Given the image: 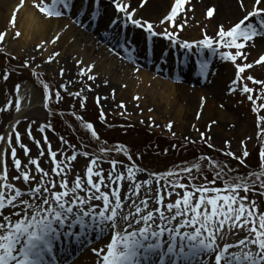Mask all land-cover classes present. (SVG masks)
I'll list each match as a JSON object with an SVG mask.
<instances>
[{"label":"snow or ice","instance_id":"1","mask_svg":"<svg viewBox=\"0 0 264 264\" xmlns=\"http://www.w3.org/2000/svg\"><path fill=\"white\" fill-rule=\"evenodd\" d=\"M22 3L23 0L21 6ZM113 3L117 12L123 15L114 17L105 28L106 32H110L112 26L124 28L130 23L144 29L148 37L164 35L172 45H178L189 53L195 46V52L203 56L206 49L222 60L235 63V79L231 81L233 86H238V82L244 79L242 74L245 69L253 67L252 63H236L238 57L247 59L243 53L246 43L255 44L254 38H259L260 43L264 44V7H261L264 0H254L253 9L245 10L243 18L233 26L226 29L221 24L216 37L203 33L202 38L191 41L181 38L175 30L156 33L152 23L133 18L135 13L129 11V5L121 0H113ZM239 3L242 8L245 7L244 0H239ZM33 4L45 17H59L67 13L81 25L84 18H96L99 12V0H79V3L72 0V4H69V0H33ZM189 4L190 0H175L170 15L161 23L169 22L177 29L183 28L187 20L181 17L183 23H178L177 16ZM81 7L84 11L77 18L76 11ZM214 11V8H210L208 17H212ZM253 18H256L255 22ZM11 24H17L15 15ZM15 36L20 37L21 32L16 31ZM112 38L116 40L114 48L125 49V58L135 64L134 46L131 42L126 38L120 39L118 32ZM60 39L61 36L56 34L50 43L55 45ZM3 41L5 33L0 32V42ZM48 43L49 41H44L37 48L46 50ZM221 47L235 49V52L218 51ZM59 55L58 51L54 53L56 57ZM52 59V56L48 57L49 61ZM160 59L166 60V54H162ZM78 63L83 64V61ZM254 63L264 64V54ZM27 64L28 61H25V66ZM207 65V59L199 60L202 72ZM94 67L95 65H85L80 70L81 75L95 80V75L90 74ZM136 70L133 67L132 71ZM60 71L63 75L64 69ZM246 79L260 85L264 92V81L251 75ZM16 87L19 88V85ZM43 87V99L47 107L49 85L44 84ZM228 90L235 91V87ZM242 91L248 94L247 99L255 105L251 95L254 89L244 83ZM55 97H60L59 91L55 92ZM7 105L19 110L20 95L17 94L14 101L7 100L5 107ZM259 108L264 109V103L259 104ZM100 115L103 117V111ZM258 119L264 122V116ZM12 127L15 128V125ZM30 127L29 125L28 128ZM51 127V124L47 125V128ZM85 127L92 130L93 124L86 122ZM171 127L169 124L168 128ZM37 131L43 133L46 127L39 125ZM260 132L264 133V128ZM26 134L32 139L31 130H26ZM91 135L99 139L96 131L92 130ZM14 136L15 145L27 156L29 149L21 142V133L15 131ZM0 141L4 142L10 153L17 173L11 177L13 182H10L4 162L5 152L0 148V264H65L62 259L58 262L57 251H66L60 245L69 240L73 243L82 239L87 242L86 234L89 232L95 233L97 239L110 235L109 242L92 249L97 255L96 264H142V261L143 264H264V210L258 209L255 196L249 199L247 195L251 191L264 196V146L259 148L258 171L233 175L230 174L232 169L225 170L226 165L223 162H215L212 180L203 175L199 163L170 168L167 172L148 173L147 178H144L145 168L137 166L123 145L115 151H124L131 163L125 166L122 162L111 159L108 161L110 167L107 170L101 167L105 162L103 157L81 151L80 155L84 157L91 155L86 174L82 176L78 172L74 173V178L69 181L72 165L64 162L73 161L77 155L74 145L53 151L47 136H44L43 143L49 145L47 156L52 158L53 165L46 170L40 166L38 158H29L27 163L22 164L17 156V147L13 146L11 134H0ZM34 142L39 147L41 141ZM62 143L68 142L62 138ZM208 146L212 147L211 144ZM69 149L70 154L64 155ZM98 151L105 153L109 149L100 147ZM40 154L43 155L42 152ZM226 154L233 155L230 151ZM248 156L249 152L245 150L242 157L235 158L244 164L243 158ZM29 164L34 168L29 169ZM193 168L203 177L200 184L192 183L197 178L193 175ZM181 173L188 182H182ZM17 180L21 181L23 187L14 183ZM216 181L221 183L217 184ZM122 182L124 191L120 186ZM173 196L174 199H169ZM149 200L154 201L151 206ZM234 230L243 231L245 234L242 238L235 239L234 243H229L228 237L236 234ZM165 233L166 239H161ZM153 256L157 257L155 261L152 260Z\"/></svg>","mask_w":264,"mask_h":264},{"label":"rangeland","instance_id":"2","mask_svg":"<svg viewBox=\"0 0 264 264\" xmlns=\"http://www.w3.org/2000/svg\"><path fill=\"white\" fill-rule=\"evenodd\" d=\"M69 4H72V0ZM100 4H105L106 7H109L108 3H101V0H99V6ZM172 6L174 8L175 0L172 2ZM205 6L195 0H190V4L186 5L184 11L177 16L178 23H183L181 17H185L187 20V23L180 29L175 28L169 22L161 23L165 17L159 21L158 19H146L147 17L144 16L137 17V15H134L133 18L141 19L142 22L148 21L152 23L156 33H163L165 30H175L181 38L188 39L189 41L202 38L203 33L216 37L221 24L227 29L241 19L227 23L219 22V20L214 19V15L208 17L207 12L209 8ZM261 7H264V5ZM113 8L115 9V14L118 16L123 15L117 12L115 5H113ZM36 11L40 21L48 22L50 19H54V17H45L37 9ZM66 15L67 13L63 16ZM255 19L253 18V22H255ZM127 26L125 29H119L128 35L129 38L134 37L136 38L135 40L145 42L152 48H155L158 54L156 52L155 54H151L153 57H160L162 54H166L172 65L175 62L178 65V69L186 66L185 69L190 73L187 75L192 79L191 85H181L175 84V76L170 77L169 75L159 74L156 69L158 63L155 61L152 62L149 59L146 64L141 62L130 63L133 65L131 66L132 69L133 67L137 69L135 72L131 70L133 76L139 79V83L142 86L156 92L157 101L160 105L165 106L162 103L166 100L164 96L167 92L171 93L172 97L168 100V110H165L162 106L160 107L161 110L150 109L144 106L136 97H132L131 99V96L126 101L119 102L112 95L113 89L109 86L104 87V89L111 90L109 94L106 91H102L103 89L96 90L91 84L85 82V76L76 74L74 77H69L71 83L67 82L61 75V71H59V68L60 70L66 69L65 65L58 64L54 68V59L49 61L48 57L50 56H47L43 50L38 49L35 43L31 44L30 48H20L15 45L14 39L8 43H6V40L0 42V134H4L3 129L16 111V108L12 105L5 107L7 100L11 99L14 101L17 93L23 86L29 84L31 95L39 96V99L42 101V106L35 112L27 110L26 112L28 113L23 114L22 118L17 121L16 128L11 132L13 146L17 147V156L21 159L22 164L27 163L29 158H38V163H40L42 168L46 170L50 169L53 165L51 163L52 158L47 156L48 146L50 145L53 151H57L58 149L68 148V145H74L77 149V155L73 161L64 162L65 164L71 163L72 165L71 172L68 175V179L71 181L74 178V173L78 172L82 176L86 174L87 163L90 161L91 155L84 157L80 155L81 151H89L93 155L103 157L105 162L101 164V167L105 170L109 169L110 165L108 161L111 159H116L125 166L129 165L131 162L128 161L124 151H115L116 148L123 145L124 150L129 155H132L133 161L137 166L145 168L146 172L144 176L146 177L148 173L167 172L170 168L176 169L178 166L184 167L194 163L201 165L200 171L209 180L214 178L215 162H223L226 165L225 170L232 169L233 171L230 174L233 175L246 174L248 171H258L260 161L258 159L259 153L257 154L256 151L259 147L264 146V133L260 132V129L264 128V122L258 119V117L264 116V109L259 108V104L264 103V92L261 91L260 85L248 81L246 77L251 75L255 79L264 81V64L257 65L254 63L261 54H264V48L260 44H253V42L246 43L243 53L247 59L244 60L238 57L236 63H252L253 67L245 69V72L242 74L244 79L238 82V86H233L231 81L235 79V63L222 60L218 55L214 56L206 49L204 55L200 56L195 52V46L193 51L189 53L188 50L179 48L178 45H172L162 34L148 37L144 29L133 26L130 23ZM134 31L139 34H134ZM58 33L63 38L66 34L64 26L62 29H59ZM81 33L85 34L84 31ZM92 37L99 38L96 34H92ZM139 37L142 39H139ZM129 38L127 39L130 40ZM100 39L103 40V44L98 39L97 41L83 40L84 46L81 45V51L87 48L88 52L95 55L103 54L102 56L104 57L110 51L114 52L110 50V47L116 51L118 50L114 46L108 47L109 44L101 36ZM157 42H159V45ZM156 44L157 46H155ZM133 46L134 49H137L141 45L134 42ZM218 51L235 52V49H224L221 47ZM118 56L122 57L121 54ZM110 58L118 62L121 60V58H116V56L115 58L113 56ZM200 59H207L208 61V65L203 72L199 66ZM25 61H28L27 66H25ZM213 62H219L223 66L216 74H214ZM59 65L64 67L61 68ZM165 65L169 67L168 64ZM145 70L147 73L151 71V73L159 75L160 79L157 81H168L169 84L172 83L176 88L173 86L164 88V85L156 86L155 81L152 82L151 79H147L142 75V73H145ZM68 76V74L67 76L65 74V77ZM140 76L142 77L140 78ZM217 80H223L224 88L227 87L224 91V97L213 98L201 90L202 86L211 85ZM244 83H247L249 87L254 89L251 95H253L255 105L253 101L247 99L248 94L242 91ZM44 84L49 85L47 107L43 99ZM16 85H19V88ZM62 85L63 87H61ZM180 85L194 88V91H196L190 110L187 106V97L178 89ZM231 87H235V91L230 92L228 89ZM57 91L60 92L59 98L55 97V92ZM70 93H79V95H72ZM202 97L203 99H201ZM171 104H173V107ZM209 109L211 113L206 115V111ZM101 111L104 113L103 117L100 115ZM212 114L214 116H211ZM209 116L212 117L215 123L221 122L227 124L225 126L227 130L225 132L221 130L220 134L213 135L215 129H218V125L217 127L212 126V129H210L206 125L208 124ZM86 122L93 124L92 130L96 131L99 139L92 137V130L85 127ZM48 124H51L52 127L47 128ZM169 124L172 125L171 129L168 128ZM29 125L31 126L30 129L28 128ZM39 125H44L46 131L43 133L37 131ZM234 125L242 127V133L237 138H231V132L229 131V129H233ZM26 130L32 131V139L28 138ZM15 131L21 133V142L29 149L27 156H25L23 150L18 145H15ZM201 133L204 135L201 136ZM44 136H47L49 145L43 143ZM62 138L68 143L63 144ZM35 140L41 141L39 147L34 142ZM209 144L212 147H209ZM100 147H105L109 151L99 153L98 149ZM165 149L167 151H164ZM245 150L249 152V156L243 158L244 164H241L235 157H242V153ZM229 151L233 153L232 156L226 154ZM41 152L43 155L40 154ZM70 152L71 149L65 152L64 155H68ZM59 157L60 153L58 151L57 158L59 159ZM5 164L8 168L9 181L13 182L11 181V177L17 175V173L12 165L8 150L6 151ZM32 168L34 166L29 164V169ZM192 172L197 177L192 183L200 184L203 177L200 176L195 168H193ZM181 176L182 182H188L184 178L183 173H181ZM160 182L164 183L163 180ZM14 183L17 186L23 187L20 180L14 181ZM216 183L220 184L221 181H216ZM243 194V191H241V195ZM247 195L249 199L255 196L258 209L264 210V196H260L259 192L253 193L251 191ZM174 198L175 196L169 197V199ZM94 203L100 202L94 201ZM234 231L236 232L235 236L230 235L227 242L234 243L235 239H240L245 234L243 231ZM109 236L105 235L104 237L103 235L100 239H97L91 233V238L89 237L87 242L81 244L76 242L74 254H71L69 259H66L71 261V259L76 258L77 255L83 253L89 243H96V247L94 246V248L100 247L98 242L103 238L107 239ZM66 259L64 262H67ZM156 259L157 257L153 256V261Z\"/></svg>","mask_w":264,"mask_h":264},{"label":"bare ground","instance_id":"3","mask_svg":"<svg viewBox=\"0 0 264 264\" xmlns=\"http://www.w3.org/2000/svg\"><path fill=\"white\" fill-rule=\"evenodd\" d=\"M21 0H0V32H4L7 36L5 37L6 43L11 42L12 39L15 40V45L20 48H30L29 46L31 44H36L37 46L44 42L49 41V43L46 46V50H43L46 52L47 56H52L54 59L53 66L54 68L58 64L65 65L63 78L70 82L69 80L71 77H74V75L84 76L80 75L81 68L85 65H95V67L92 69V75H95V80H89L87 76H85V82L88 84H91V86L95 87L96 90L106 91L108 94L111 93V90L104 89V87L109 86L112 90V95L114 98L118 99L120 101H126L129 96L133 98H137L140 100L141 103H143L144 106L149 107L150 109H156L161 110L160 103L157 101L156 92L152 89H148L145 86H142L141 83H139V79L135 78L133 76V71L131 72L132 68L128 59L125 58L126 52L125 49L119 48L117 51L114 50L110 46H114L116 43V40L112 37L115 36V34L119 33V38H129L128 35L121 32L120 29L124 28H117L116 26H112L110 32H106L105 28L110 24V21L114 17H118L117 14H115V9L113 8V0H101V3L105 2L108 3L109 7H106L105 4H100L99 6V12L96 14V18L86 17L83 19V25L78 24L76 20L72 18L70 14H67L66 16H59L54 17V19H50L48 22L40 21L39 17L37 15L36 8L34 7L33 0H23L22 6H21ZM174 0H121L122 3H125L129 5V11L134 12L137 17H147L146 19H158V21L167 15H170L171 9H172V2ZM199 4L206 5L205 7L214 8V19L219 20V22H231L233 20L242 19L243 16L246 14L245 10L251 11L254 7V0H244L245 7L242 8L241 4L239 3V0H195ZM71 0H69V3ZM77 3H79V0H77ZM112 5V6H111ZM264 5V4H262ZM261 5V6H262ZM73 10H75V5H73ZM61 11L63 12V8H61ZM83 8L79 11H76L77 18L81 17V14L83 13ZM13 15L17 17V24L13 26L11 24V20ZM105 18V19H103ZM64 26V30L66 31V34L61 38L55 45L51 44L50 41L55 37L56 34H59V29H62ZM129 29V27L127 26ZM117 29V30H115ZM20 31L21 36L16 37L15 32ZM84 31L85 34L83 35L81 32ZM132 31V29H131ZM92 34H96L99 36V38L92 37ZM134 34H139L136 31H134ZM95 36V35H94ZM100 36L107 41L108 47H110L112 51L109 52L108 55H104V57L101 54H93L91 52L87 51V48L84 51H81V45H83L82 41L86 39V41L89 39L90 41H97L102 43L103 40L100 39ZM131 44L133 45L134 42L139 43L141 46L137 49H134V56L136 63H143L146 64L147 60L150 59V61L157 62L156 69L159 74L166 75V76H175L176 83L175 84H190L191 85V77L188 76L190 73L188 70H186V66L181 67L182 69H178V65L174 62L173 65L171 61L166 57V60H161L158 56H152L151 54L157 53V50L155 48H152L150 45L146 44L145 42L135 40L136 38L132 37L129 38ZM139 39H142L139 37ZM255 44H260L261 47L264 48V44H261L259 41V38H254ZM106 43V42H105ZM103 44V43H102ZM105 44V45H107ZM111 44V45H110ZM159 45V42H157ZM157 44L155 46H157ZM84 46V45H83ZM41 50V49H40ZM59 52L60 55L58 57L54 56V53ZM92 51V50H91ZM117 55H116V54ZM110 54V55H109ZM121 54L122 57H119L118 55ZM158 54V53H157ZM113 56L115 58H121L120 62L117 60L110 58ZM152 56V58H150ZM108 57V58H107ZM83 61V64H79L78 61ZM133 63V62H132ZM165 64H168L169 67H167ZM219 62L215 63L213 62V70H215L214 74L218 73L223 66H221ZM61 68L64 66L59 65ZM176 67V68H175ZM184 68V70H183ZM178 69V70H177ZM182 70V71H179ZM60 71V68H59ZM67 71V73H65ZM217 71V72H216ZM145 73H142L144 77L147 79H151L152 82L155 81V85H164L163 87L167 88V86H173L176 88L172 83H168V81L162 82L157 81L160 79L159 75H155L149 71V73L144 71ZM213 72V71H212ZM180 73V74H179ZM65 74L69 75L68 77H65ZM188 74V75H187ZM196 74V73H194ZM221 75V73H219ZM70 77V78H69ZM142 76H140L141 78ZM185 77V78H184ZM190 77V78H189ZM194 78V76H193ZM146 79V80H147ZM107 81V83H105ZM87 84V85H88ZM179 86L178 89L185 94L187 97V103L189 110L192 108V104L194 102V94L196 91H194V88L190 87H183ZM189 85V86H190ZM108 87V88H109ZM224 81H215L211 85H204L202 86L201 90L205 91L206 94L210 95L213 98H222L225 96L224 91L227 89L224 88ZM201 91V94H202ZM21 97V107L19 110L16 109L15 113L11 116L8 124L3 129L4 135L11 134L13 130L16 128V123L19 119L22 118L23 114L28 113L27 110L30 112H35L42 106V101L39 99V96H33L31 95V87L29 84L23 86L19 92L17 93ZM29 96V97H28ZM31 97V98H30ZM165 106H162L165 110L167 109V106H169V99L172 97L171 93L165 94ZM148 98V99H145ZM173 107V104H171ZM170 105V106H171ZM162 108V109H163ZM175 110V108H173ZM208 113H211L210 109L206 111V115ZM211 116H214L213 114ZM216 117V115H215ZM207 118V117H206ZM212 117L209 116L208 119V127L212 129L211 127L218 125V129H215V132L213 135L220 134L219 132L221 130H224V132L227 130L225 126L227 124H223L221 122L213 123ZM15 125V128L12 126ZM231 132V138H237L242 133V127H237L234 125L233 129H229ZM228 133V132H227ZM230 134V133H229ZM0 148H3L5 152L4 162L6 158V151L7 148L4 146V142L0 141ZM140 176V174H137ZM144 178H147L144 176ZM153 183H155L153 181ZM121 190L124 191L123 182L121 183ZM149 205L151 206L154 201L149 200ZM7 209L5 210V212ZM134 212V209H132ZM15 219V217H13ZM142 226V225H141ZM91 233L89 232L86 234L87 239L91 238ZM95 236L96 234L93 233ZM167 233H165L161 239H166ZM105 237V235H104ZM110 241V236L106 239L103 238L101 241H99V245H105L107 242ZM85 242V240L77 241V243L81 244ZM60 246H62L64 249H66L65 252L59 253L57 251V257L58 262L59 259L65 260L66 258L69 259L71 254H74V249L76 247V242H72L69 240L67 243H62ZM94 246L96 247V243H89L86 248L83 246L84 251L80 255H77L76 258L71 259V261L67 260L65 264H96L97 261V255L92 251L94 249ZM98 248V247H97ZM63 257V258H62ZM153 260V257H152Z\"/></svg>","mask_w":264,"mask_h":264}]
</instances>
